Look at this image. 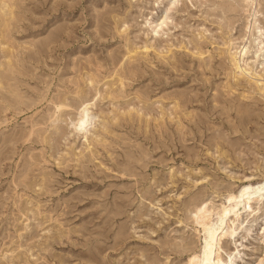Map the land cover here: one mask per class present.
Segmentation results:
<instances>
[{"label": "rangeland", "instance_id": "374dc122", "mask_svg": "<svg viewBox=\"0 0 264 264\" xmlns=\"http://www.w3.org/2000/svg\"><path fill=\"white\" fill-rule=\"evenodd\" d=\"M263 178L264 0H0V264H188ZM261 196L209 259L264 264Z\"/></svg>", "mask_w": 264, "mask_h": 264}, {"label": "bare ground", "instance_id": "6f19581e", "mask_svg": "<svg viewBox=\"0 0 264 264\" xmlns=\"http://www.w3.org/2000/svg\"><path fill=\"white\" fill-rule=\"evenodd\" d=\"M158 23L159 22L156 23V26L159 25ZM245 47L246 46L244 44L242 49L239 51L238 57H243L244 54H246ZM232 58L234 60L235 67L241 69V64L238 58L234 55ZM89 108L88 103H85L80 108V111L75 117L73 123L74 130L79 132L87 130V127L92 122L94 117V114ZM260 193L262 196L264 195V178L262 180H258L257 182H247L236 192L229 190V192L225 193L222 203L217 206L211 207L204 203H198L194 209V213L192 214V222L201 226L200 230L203 232L204 240L200 250L189 255L188 264H217L214 260L209 259V255L212 251H214L213 244L217 240V230L222 223V219H224V216L229 212L237 214L243 207H249L250 209L251 200L255 199L256 194ZM250 211H252V209ZM235 231V226L228 227V233L230 235H233ZM224 264L226 263L224 262Z\"/></svg>", "mask_w": 264, "mask_h": 264}]
</instances>
